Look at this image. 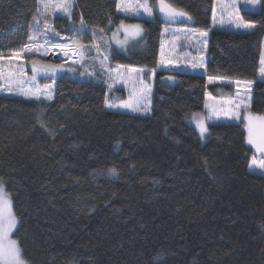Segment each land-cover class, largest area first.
I'll use <instances>...</instances> for the list:
<instances>
[{
  "label": "trees",
  "instance_id": "1",
  "mask_svg": "<svg viewBox=\"0 0 264 264\" xmlns=\"http://www.w3.org/2000/svg\"><path fill=\"white\" fill-rule=\"evenodd\" d=\"M169 2L191 17L180 24L210 29L214 0ZM117 5L76 0L72 16L56 17L52 28L92 44L100 28L133 20ZM38 8V0H0V55L21 51L29 35L41 37L33 22ZM241 17L254 29L212 28L206 73L253 82L250 109L264 115V0ZM142 21L145 47L125 53L112 46L111 62L157 68L167 22L159 13ZM62 70L31 75L55 81L50 102L0 94V183L28 264H264V171L250 170L252 157L264 155L249 143L243 119L208 124L205 142L191 122L207 92L233 96L232 86L211 85L203 74L159 72L152 111L139 114L105 106L100 74L82 79V66Z\"/></svg>",
  "mask_w": 264,
  "mask_h": 264
},
{
  "label": "rangeland",
  "instance_id": "2",
  "mask_svg": "<svg viewBox=\"0 0 264 264\" xmlns=\"http://www.w3.org/2000/svg\"><path fill=\"white\" fill-rule=\"evenodd\" d=\"M214 7L212 13V22L211 27L208 30L197 29L191 27L186 24L180 23H170L167 22L163 25L162 33H161V41H160V50H159V60L157 68H146L134 65H125L113 63L110 60V54L108 51L114 46L116 49L123 51L125 53L141 50L145 47V31L144 24L142 19H152L156 13H159L158 3L152 4L148 3L152 6L153 13L151 16L146 15L141 11L138 15L133 13H125L118 8L120 14H123L129 18H132L131 21H122L123 25L128 29V32L131 33L133 29L131 26L139 25L141 28V32L139 36L133 37L130 34L126 35L124 29L120 28V25H117L111 30L105 29L103 33H99L98 39H95L92 44L85 45L79 44L72 39H64L59 36L60 39L58 41L53 40V36L48 33L47 39H49L50 44L47 46L43 45L45 40V35L42 32L41 37H39V41L41 44L39 51L32 52H24L20 57H13L10 54L0 55V73L5 74V78L0 79V94L7 95L10 97H24L27 99H34L40 101L50 102L54 99L55 95V81H39L32 80V74L40 71L43 72V76H55L60 74L64 67L69 68V70L75 68L77 66H82L83 71H80V74H77V77L82 79H91L94 75L100 74L107 81L108 91H107V101L113 104H121L122 102L129 101L130 97L135 98L136 94L143 90L146 86L151 89L150 96L148 99L150 100V111H134L131 108L124 107H116L111 108L107 107L109 110L113 111H126L130 113H139V114H148L152 111L153 98H154V88L153 85L157 78V74L163 73L168 76H172L175 74L185 73V71L204 73V69L206 67L207 61V52H208V36L212 28L214 27H223L228 30L235 31H250L254 28L243 29L237 28L236 24L246 22L241 17V11L245 9L256 10L260 4V0L258 3L252 4L248 3L247 0H214ZM126 2L136 3L143 2V0H126ZM120 0H118V4ZM76 0H73V7L71 8V16L75 9ZM40 8V5H39ZM38 8V9H39ZM215 13V21L213 20V14ZM70 16V17H71ZM37 17L39 19V25L41 28L43 27L44 17L37 13ZM56 17H66L63 12H56L55 15L48 17V25L52 28V20ZM67 17V18H70ZM187 22V21H185ZM222 22V23H221ZM53 29V28H52ZM34 28V33H35ZM96 32H100L97 30ZM207 32V36H202L201 33ZM39 33V32H36ZM115 33V36L113 35ZM37 36V34H35ZM62 38V39H61ZM61 40H65L62 42ZM207 41L206 47L204 46V41ZM117 41H125V43L121 44ZM73 42H75L73 44ZM57 43H65V44H73L76 46H83V50L78 52L76 55H72L71 53L68 56H65L64 53L59 49H52L51 44ZM102 44V45H101ZM103 46V47H101ZM92 48V52L94 55L98 57L93 59V61L87 58L85 48ZM45 48L47 49L45 51ZM207 50V51H206ZM53 54L55 58L45 57L46 54ZM36 56L37 59L28 60V56ZM107 57L105 60L104 57ZM101 59V60H100ZM105 63L103 62V60ZM96 60L103 63L98 64ZM32 61H36L35 68L37 71H33V63ZM51 61H60L59 63H52ZM90 61V62H88ZM264 61V58H263ZM193 65H196L194 67ZM202 65V66H201ZM59 66V67H57ZM123 66V67H119ZM264 65H261V67ZM55 68V71L51 69ZM132 69H143L144 71L137 74L132 72ZM11 72L13 73L12 84L13 90L11 92L6 91V86L9 83L7 78V74ZM169 72V73H168ZM194 74V73H193ZM209 76V75H208ZM209 84H224L232 86L235 89V94L233 96L227 95H213L210 92L206 93V101L205 107L202 112L194 113L191 116V122L197 128L199 134L200 130L197 124V119L203 120L208 128V124L211 123H229L238 119H243V125L247 132V137L249 135L247 129V117L249 114L255 116L257 114L253 113L250 109L251 105V91L248 94V97L245 98V88L247 86V82L251 81H242V80H234L222 77H213L210 82L209 77H207ZM260 80L264 81V74L259 76ZM20 82V87H23L26 90H30L33 93H37L40 96V99H36L35 96L26 97L19 93L18 88L16 87L15 82ZM253 87V82H251V88ZM51 91L53 94V98L48 100L47 94ZM238 114V115H237ZM209 132L205 133L203 136L200 134V138L203 142L208 139ZM256 159L262 160L255 156ZM250 170L253 172H260L257 166H251ZM6 196L10 199V196L5 192ZM11 201V199H10ZM12 211V206H11ZM13 213V211H12ZM14 214V213H13ZM16 218V217H15ZM17 220V219H16ZM12 232V231H11ZM10 239H16L10 233ZM18 244V243H17ZM19 247V246H18ZM20 250V249H19ZM21 254V251H20ZM23 264H28L27 261L22 257ZM0 264H3V261H0Z\"/></svg>",
  "mask_w": 264,
  "mask_h": 264
},
{
  "label": "snow or ice",
  "instance_id": "3",
  "mask_svg": "<svg viewBox=\"0 0 264 264\" xmlns=\"http://www.w3.org/2000/svg\"><path fill=\"white\" fill-rule=\"evenodd\" d=\"M40 8L38 9V12L40 15L44 17L43 27L37 28V32L43 31L45 35V40L43 42L44 46H47L50 44L49 39H47L48 33L51 32L53 37H59V33H55L54 30L51 28L50 25H48V17L53 16L56 14V12H63L66 17L71 16V8L73 7V0H38ZM248 3H258L259 0H247ZM117 7L125 12V13H133V14H139L141 11L145 13L148 16H151L153 13L152 6L148 3V0H143V2H126V0H120V3L117 5ZM158 8L159 10L164 13L167 17H169L172 20H175L178 17H188L191 19V17L188 16V13L178 9L175 7L172 3L169 2V0H158ZM213 20L215 21V13L213 14ZM33 22L36 25H39V19L38 17H33ZM222 23V22H221ZM237 28H243V29H250L254 28L255 24L251 21H246L243 23L236 24ZM86 28V25L84 24L83 19L81 18L80 24L78 26V30L82 31ZM133 31L131 33L128 32V29L121 23L120 29H124L126 35H131L133 37L139 36L141 32V28L139 25H133L131 26ZM100 33L104 32L103 28L99 29ZM115 36V33L113 34ZM202 36H207V32L201 33ZM29 43L25 44L21 51L11 53L10 55L13 57H20L23 55L24 52H32V51H39L41 44L39 41L38 36L29 35L28 36ZM118 43H125V41H117ZM75 42H73L74 44ZM73 44H65V43H57V44H51L52 49H59L61 50L65 56H68L70 53L72 55H76L78 52H81L83 50V46H76L74 47ZM207 41H204V46L206 47ZM47 49L45 48V51ZM2 58V57H0ZM104 59L106 60L107 57L105 56ZM33 63V71H37L35 68L36 61H32ZM262 65H264V61H262ZM196 67V65H193ZM202 66V65H201ZM59 67V66H57ZM123 67V66H119ZM52 71H55V68L51 69ZM132 72H135L137 74L143 72V69H132ZM261 74H264V66L260 68ZM13 73L9 72L7 74V78L9 80L8 85L6 86V91L11 92L13 90V84H12V77ZM5 78V74L0 73V79ZM33 81L35 80V76L31 78ZM212 77H209L210 82L212 81ZM16 87L19 90V93L26 96L31 97L35 96L36 99H40V96L37 93H33L30 90H26L23 87H20V82H15ZM245 98L248 97V94L251 91V82H247V86L245 88ZM151 89L149 87H145L143 90L138 92L135 96V98L130 97L129 101L122 102L121 104H113L106 100L105 106L116 108V107H124V108H131L134 111H150V100L148 97L150 96ZM48 100H51L53 98V94L51 91L48 92L47 97ZM238 115V114H237ZM197 119V124L200 130L201 136H203L205 133H207L208 128L203 120ZM247 129H248V141L251 144H254L256 146V150L264 155V115H251L249 114L247 117ZM251 166H257L260 170L264 171V159L257 160L255 156L252 157L251 160ZM112 174H116V169L113 168L110 170ZM17 220L14 216V214L11 211V201L6 196L3 184L0 183V261H3V264H23L20 250L17 244V241L10 239V233L11 231L16 227Z\"/></svg>",
  "mask_w": 264,
  "mask_h": 264
},
{
  "label": "water",
  "instance_id": "4",
  "mask_svg": "<svg viewBox=\"0 0 264 264\" xmlns=\"http://www.w3.org/2000/svg\"><path fill=\"white\" fill-rule=\"evenodd\" d=\"M159 15L164 21H167V22H170V23H180L182 21L191 22V19H189L188 17H178L175 20H172L169 17H167L164 13H162L160 10H159ZM167 80H170V78H167Z\"/></svg>",
  "mask_w": 264,
  "mask_h": 264
},
{
  "label": "crops",
  "instance_id": "5",
  "mask_svg": "<svg viewBox=\"0 0 264 264\" xmlns=\"http://www.w3.org/2000/svg\"><path fill=\"white\" fill-rule=\"evenodd\" d=\"M222 29H224L223 27H220ZM208 42H209V36H208ZM207 51V50H206ZM207 56H208V52H207ZM208 59V57H207ZM206 67H207V61H206ZM206 67L204 69V73H202L203 75H206L207 77H212V76H208L207 73H206ZM169 73V72H168ZM185 73H191V74H201V73H197V72H191V71H185ZM213 78V77H212Z\"/></svg>",
  "mask_w": 264,
  "mask_h": 264
},
{
  "label": "clouds",
  "instance_id": "6",
  "mask_svg": "<svg viewBox=\"0 0 264 264\" xmlns=\"http://www.w3.org/2000/svg\"><path fill=\"white\" fill-rule=\"evenodd\" d=\"M206 76V75H205ZM207 77V76H206Z\"/></svg>",
  "mask_w": 264,
  "mask_h": 264
}]
</instances>
